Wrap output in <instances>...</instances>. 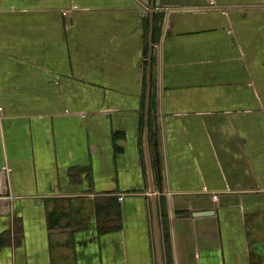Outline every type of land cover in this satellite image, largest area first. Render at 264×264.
<instances>
[{
  "label": "crops",
  "instance_id": "crops-1",
  "mask_svg": "<svg viewBox=\"0 0 264 264\" xmlns=\"http://www.w3.org/2000/svg\"><path fill=\"white\" fill-rule=\"evenodd\" d=\"M157 1L0 0V264H264V0Z\"/></svg>",
  "mask_w": 264,
  "mask_h": 264
},
{
  "label": "water",
  "instance_id": "water-1",
  "mask_svg": "<svg viewBox=\"0 0 264 264\" xmlns=\"http://www.w3.org/2000/svg\"><path fill=\"white\" fill-rule=\"evenodd\" d=\"M132 1H133L134 3H136L135 0H132ZM139 7H141L140 4H139ZM155 7H159V3H158L157 0H155V2H154V8H155ZM141 11H142L144 14L147 13L146 10H141ZM173 12H176V10H170L169 14H171V13H173ZM166 13H167V12H166L165 10H156V11H154V12L151 13V14L154 16V20L160 22V24H159V29L163 28V24H164V20H165ZM210 213H211V212H208V211H202V212H196L195 215H205V214H210Z\"/></svg>",
  "mask_w": 264,
  "mask_h": 264
},
{
  "label": "trees",
  "instance_id": "trees-1",
  "mask_svg": "<svg viewBox=\"0 0 264 264\" xmlns=\"http://www.w3.org/2000/svg\"><path fill=\"white\" fill-rule=\"evenodd\" d=\"M96 207H97V213L99 214L100 213L99 207L98 206H96ZM100 211H101V215H105V214L109 213L108 211H111L110 213H112L114 216L116 215V217H118V215H119V208L115 207L111 203L106 204V205H102L100 208ZM114 216H113V218H114ZM100 223L102 224L103 222H100ZM101 228L106 229L107 227L102 225ZM166 241H167V244L170 243V240L168 237L166 238Z\"/></svg>",
  "mask_w": 264,
  "mask_h": 264
},
{
  "label": "built area",
  "instance_id": "built-area-1",
  "mask_svg": "<svg viewBox=\"0 0 264 264\" xmlns=\"http://www.w3.org/2000/svg\"><path fill=\"white\" fill-rule=\"evenodd\" d=\"M210 3H211V5H214V4H215V1L212 0ZM213 196H214L215 198H217V195L214 194ZM120 199H123V197L121 196Z\"/></svg>",
  "mask_w": 264,
  "mask_h": 264
},
{
  "label": "rangeland",
  "instance_id": "rangeland-1",
  "mask_svg": "<svg viewBox=\"0 0 264 264\" xmlns=\"http://www.w3.org/2000/svg\"><path fill=\"white\" fill-rule=\"evenodd\" d=\"M166 219H164V221H165ZM167 244V241H166V239H165V245ZM168 245V244H167ZM168 250V249H167Z\"/></svg>",
  "mask_w": 264,
  "mask_h": 264
}]
</instances>
